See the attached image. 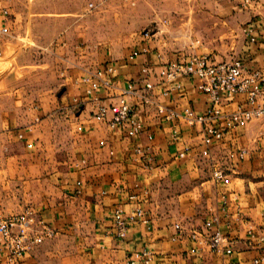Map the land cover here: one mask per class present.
Instances as JSON below:
<instances>
[{"label": "crops", "instance_id": "0c3cea01", "mask_svg": "<svg viewBox=\"0 0 264 264\" xmlns=\"http://www.w3.org/2000/svg\"><path fill=\"white\" fill-rule=\"evenodd\" d=\"M252 1L256 10H243L242 0H224L213 12L229 26L237 22L234 27L243 33V26L255 19L264 22V0ZM24 2L0 0V55L25 38L30 13ZM34 16L50 17L42 12ZM173 47L171 42L160 45L138 35L130 51L114 58L88 44L84 35L73 34L49 53L61 81L58 87L32 95L34 101H29L26 89L14 91L12 100L5 89L0 91V218L30 208L55 232L54 240L14 262L0 254V264H122L144 249L152 253V264H254L264 252V118L225 135L224 147L247 151L243 161L228 169L226 185L210 179L209 165L200 157L199 125L177 120L171 126L153 108L137 106L141 133L130 138L107 126L117 102L116 88L129 82L139 86L144 67L156 70L160 63L211 54L216 62L241 58L246 69H260L264 76L262 37L249 44L242 34L236 47L228 45L220 54L200 47L182 54ZM107 64L116 69L108 76L113 88L85 96L80 78ZM150 81L156 101L170 110L191 108L200 115L208 104L192 79H181L179 91L172 90L173 83L160 84L154 75ZM11 103L21 117L9 118ZM236 104L228 103L226 110ZM98 106L109 108L106 120L94 117ZM14 129L19 130L9 131ZM219 150L213 149L217 157ZM172 177L190 186L179 201L184 200L190 212L168 214L163 209L169 202L156 201L157 186ZM137 208L145 212L147 223L134 217ZM116 210L122 211L125 222L123 238L115 233ZM210 218H217V229L229 239L230 255L210 252L191 239L190 234Z\"/></svg>", "mask_w": 264, "mask_h": 264}, {"label": "built area", "instance_id": "2783aa9c", "mask_svg": "<svg viewBox=\"0 0 264 264\" xmlns=\"http://www.w3.org/2000/svg\"><path fill=\"white\" fill-rule=\"evenodd\" d=\"M248 3L249 0H242L241 4L245 6ZM89 7L92 5L90 4ZM4 14L6 15V12ZM242 31L249 44H256L259 37H262L264 43V22L261 19H255L243 26ZM150 36L148 31L143 33L145 39ZM62 46L65 47V43ZM115 73L116 69L112 64H107L93 72L86 71L80 78V83L86 85L84 95L89 97L101 89H112L113 84L108 76ZM141 75L139 86L129 82L124 88H116L117 102L112 109L111 119L107 121L108 128L112 131L125 132L130 138L141 133L143 128L137 121V106L144 109L153 108L157 117L169 122L171 126H174L177 120H183L189 126L199 125L200 157L209 165L210 179L215 183L226 185L228 169L233 164L243 161L247 151L243 148L224 147L225 135L229 131L245 127L254 120L264 118V76L261 70L246 69L241 58L216 62L211 54H193L176 61L160 63L156 70L144 67ZM152 75L160 84L173 83V91L181 89V79L194 80L197 90L208 101L203 113L197 115L191 108L177 112L158 103L155 98V86L150 81ZM162 95L165 96L166 93ZM130 98H136L137 102L131 104ZM232 102L237 104L232 110L227 111V104ZM74 103L79 104V100L74 99ZM108 112L109 108L98 106L94 117L98 120H106ZM172 128L173 136L176 137L177 130L175 127ZM18 137L22 139L23 135L19 134ZM148 139L151 140L152 137L149 136ZM215 147L220 149V157H217L213 151ZM135 153L138 156L143 155L140 149H136ZM179 157L183 158L184 153L179 154ZM134 217L147 223L146 214L141 208L135 210ZM113 221L116 236L123 238L126 234V226L121 210L114 212ZM217 226V218H210L203 223L200 231L191 233L190 237L198 245L203 243L210 252L223 251L226 255H230L231 243L219 232ZM250 236L253 237V234L250 233ZM54 237L55 232L36 217L30 208L20 214L0 218V254L8 263L24 257L44 240ZM259 241L262 242L263 237H260ZM152 261V253L144 249L140 253L129 255L122 264H152ZM253 263H264V252Z\"/></svg>", "mask_w": 264, "mask_h": 264}, {"label": "rangeland", "instance_id": "374dc122", "mask_svg": "<svg viewBox=\"0 0 264 264\" xmlns=\"http://www.w3.org/2000/svg\"><path fill=\"white\" fill-rule=\"evenodd\" d=\"M24 1L27 13H30L26 18L29 28L25 38H22V43L18 47L0 55V91L5 89V93L9 94L11 100L14 91L19 89H26L31 97L29 101H34L35 97L32 95L36 96L40 92L61 84L60 78L55 74L54 60L49 53L61 40L73 34L84 35L88 44L94 48H102V52L114 58L121 57L130 51L134 38L143 35L145 31H148L151 35L149 39L155 43L162 45L171 42L175 52L182 54L197 47L204 50L213 49L214 53L218 54L228 45L236 47L243 34L240 29L234 27L237 22L229 26L226 21L215 17L213 8H217L215 4L223 1ZM255 3L249 0L242 9L256 10ZM90 4L92 7H89ZM37 12L47 13L50 17L34 16ZM257 12L258 14L262 12L260 7ZM14 106L15 104L11 103L12 111L9 118L17 119L22 113H19ZM157 188L156 201L169 202L163 209L168 214L178 212L185 214L191 211L184 200L182 204L179 202L183 191L190 188L184 179L172 177L169 180L166 179ZM180 206H182L181 209H179ZM158 210L162 213L161 208ZM54 238L46 239L42 244Z\"/></svg>", "mask_w": 264, "mask_h": 264}]
</instances>
